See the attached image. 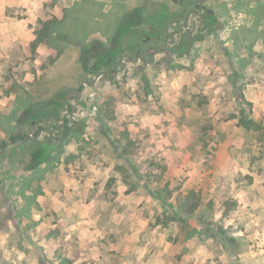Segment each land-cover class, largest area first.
Instances as JSON below:
<instances>
[{
  "label": "rangeland",
  "instance_id": "rangeland-1",
  "mask_svg": "<svg viewBox=\"0 0 264 264\" xmlns=\"http://www.w3.org/2000/svg\"><path fill=\"white\" fill-rule=\"evenodd\" d=\"M195 1L0 0V264H264V0Z\"/></svg>",
  "mask_w": 264,
  "mask_h": 264
},
{
  "label": "trees",
  "instance_id": "trees-1",
  "mask_svg": "<svg viewBox=\"0 0 264 264\" xmlns=\"http://www.w3.org/2000/svg\"><path fill=\"white\" fill-rule=\"evenodd\" d=\"M53 23L54 22H51V21L44 23L43 31L41 30L39 32V35L42 36L44 34L45 37L47 35H49L51 33V31H53V27L56 25V23H54V24ZM101 57L105 58L106 56H105V54H103ZM97 59H99V57ZM100 66H103L104 68L110 67L109 64L108 65L100 64ZM112 71L115 72V70H112ZM238 122H239V126L245 132L251 134L255 138V142L257 145L264 146V123L262 121L256 120L254 118L248 119V118H245L244 116H242V117H238ZM64 129H65L64 133H65L66 138L73 135V128H72V126H70L69 123L66 122ZM206 130H207L206 128H205V130L203 129L204 134L201 137H199V142L203 144L204 148H206L209 145V142H208V139L206 136V135H208V133ZM38 133H40V132H38ZM36 135H38V134H36ZM27 138L28 137H26V139ZM19 139L23 140V141L25 140V138L20 136V135H14L12 137V143L18 142ZM6 144H7V142L5 143V145ZM36 165H39V164H36ZM198 198H200L199 193L197 194L196 192H189L186 196H184L183 198H181L179 200L180 206L183 209L187 208V212H185V213L188 214V213H190V211H196V209H198V207L200 205L199 201L196 202V199H198ZM177 216H178V214L172 215L173 222H176L179 220Z\"/></svg>",
  "mask_w": 264,
  "mask_h": 264
},
{
  "label": "flooded vegetation",
  "instance_id": "flooded-vegetation-1",
  "mask_svg": "<svg viewBox=\"0 0 264 264\" xmlns=\"http://www.w3.org/2000/svg\"><path fill=\"white\" fill-rule=\"evenodd\" d=\"M202 1H204V0H196L195 2H194V4H192V5H194V7L192 6V8H191V10H190V13H194L195 11H197L198 9L199 10H201L200 11V17H199V20H201L202 19V16H203V13L205 12V9H206V7H204L203 5H202ZM185 12H187V10H185L184 11V13ZM182 21L183 20H181V22L180 23H182ZM184 21H185V19H184ZM179 22V20H176V23H178ZM172 23H174V22H168V23H166V25H165V27H164V30H163V34H164V38L162 39L161 38V34H157V39L160 41V40H163L164 41V43L165 42H167L168 41V39L170 38V33H169V28H170V25L172 24ZM145 42H147V43H149V42H151V39H149V38H147L146 40H144L143 41V43L142 44H146ZM135 49H136V52L134 53V55L136 56H130L129 55V52H122V54L120 55V58H118V59H116V58H114L113 60L111 59V60H109V65H111L112 66V68H113V70H115V72L117 73L118 72V66H119V64H120V62L122 61V59H126V58H130L133 62H136V61H144V60H146L145 59V55L146 54H149L150 53V50L149 51H147L146 49H144V48H141L140 47V45H139V43H138V45H136V47H135ZM110 54V52H109V50L105 53V56L106 57H108V55ZM117 56V55H116ZM105 57V58H106ZM107 59V58H106ZM106 74H108V72H106ZM76 95H77V93H76ZM45 108V107H44ZM44 108L42 107V108H40L41 110H44ZM40 110V111H41ZM57 111V110H56ZM36 115L37 116H39L40 115V112H36ZM42 131V130H41ZM40 134H38V135H35L34 137H37V136H39ZM29 139L31 138V137H28ZM18 141H21L20 139L18 140Z\"/></svg>",
  "mask_w": 264,
  "mask_h": 264
},
{
  "label": "crops",
  "instance_id": "crops-1",
  "mask_svg": "<svg viewBox=\"0 0 264 264\" xmlns=\"http://www.w3.org/2000/svg\"><path fill=\"white\" fill-rule=\"evenodd\" d=\"M3 1L5 2L6 0H2V2H3ZM8 5H10V3H9Z\"/></svg>",
  "mask_w": 264,
  "mask_h": 264
}]
</instances>
